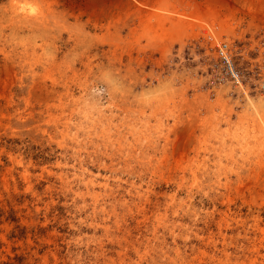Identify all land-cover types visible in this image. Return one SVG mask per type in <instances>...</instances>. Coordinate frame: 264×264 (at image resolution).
<instances>
[{
  "label": "rangeland",
  "instance_id": "obj_1",
  "mask_svg": "<svg viewBox=\"0 0 264 264\" xmlns=\"http://www.w3.org/2000/svg\"><path fill=\"white\" fill-rule=\"evenodd\" d=\"M0 264H264V0H0Z\"/></svg>",
  "mask_w": 264,
  "mask_h": 264
},
{
  "label": "built area",
  "instance_id": "obj_2",
  "mask_svg": "<svg viewBox=\"0 0 264 264\" xmlns=\"http://www.w3.org/2000/svg\"><path fill=\"white\" fill-rule=\"evenodd\" d=\"M218 56L223 60L225 65L227 66L230 75L236 80H239V75L237 74V71L233 67L230 55H229V50L227 45H222L218 48Z\"/></svg>",
  "mask_w": 264,
  "mask_h": 264
}]
</instances>
